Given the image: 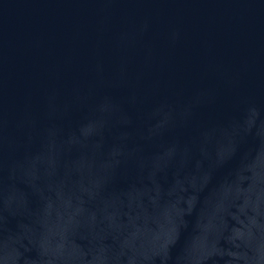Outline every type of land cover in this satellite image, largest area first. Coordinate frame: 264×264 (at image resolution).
Instances as JSON below:
<instances>
[{"label": "water", "instance_id": "1", "mask_svg": "<svg viewBox=\"0 0 264 264\" xmlns=\"http://www.w3.org/2000/svg\"><path fill=\"white\" fill-rule=\"evenodd\" d=\"M0 264H264V0H0Z\"/></svg>", "mask_w": 264, "mask_h": 264}]
</instances>
